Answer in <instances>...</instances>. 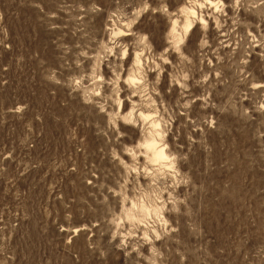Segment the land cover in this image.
Instances as JSON below:
<instances>
[{"label": "rangeland", "instance_id": "rangeland-1", "mask_svg": "<svg viewBox=\"0 0 264 264\" xmlns=\"http://www.w3.org/2000/svg\"><path fill=\"white\" fill-rule=\"evenodd\" d=\"M0 264H264V0H0Z\"/></svg>", "mask_w": 264, "mask_h": 264}, {"label": "bare ground", "instance_id": "bare-ground-1", "mask_svg": "<svg viewBox=\"0 0 264 264\" xmlns=\"http://www.w3.org/2000/svg\"><path fill=\"white\" fill-rule=\"evenodd\" d=\"M214 2V1H213ZM211 4H212V2H211ZM199 5V4H198ZM217 5H219V4H217ZM220 6V5H219ZM224 6H225V4H224ZM223 6V7H224ZM201 7V6H200ZM222 7V8H223ZM218 8V7H217ZM195 8L193 7V8H191V7H188V6H184L183 7V9H182V11L184 12V13H182V14H184L185 15V19H184V21H183V30L185 31V32H189L193 27H194V20H195V18H194V20H192V16H195L196 14H198V12L196 13V9L194 10ZM220 10V9H219ZM222 10H224V9H222ZM199 16V15H198ZM201 16V15H200ZM196 18H197V16H196ZM201 18V17H200ZM204 19L205 18H201V20L199 21V22H201L202 21V23H204L203 21H204ZM218 19V18H217ZM216 19V17H215V20H217ZM196 21V20H195ZM205 21H206V23H207V20L205 19ZM219 21V20H218ZM177 23H179L177 20H174V22H173V24H174V26H173V28H172V30L170 31L171 32V34H173V36H176V34L178 33L177 31L179 30H177V26H176V24ZM198 23V22H197ZM181 24V23H180ZM200 24V23H199ZM203 25V24H202ZM208 25V23L205 25V26H207ZM179 26H181V25H179ZM201 27V26H200ZM203 27V26H202ZM210 27V26H209ZM180 28V27H179ZM201 29V28H200ZM205 28H203V30H204ZM208 29V28H207ZM206 29V30H207ZM205 30V31H206ZM121 32V33H123L124 32V30H117V32ZM180 31V30H179ZM116 32V31H115ZM115 32H113L114 33V35H115ZM181 32V31H180ZM184 33V32H183ZM124 34H126V33H124ZM179 34V33H178ZM188 34V33H187ZM123 35V34H122ZM182 35V34H181ZM172 37V36H171ZM173 38V37H172ZM183 38V37H182ZM256 38V37H255ZM175 43V42H174ZM141 54V53H140ZM140 54H136V56H135V58H134V66L136 67V68H133L132 70H131V73L130 74H128V76H127V81H128V83H130V84H137L139 81H140V79H139V77H138V75H139V73H141V70H143L142 68H143V61H142V58H141V56H140ZM159 66V65H158ZM149 70V69H148ZM137 71L139 72L138 73V75L136 74L137 73ZM143 73V72H142ZM140 76H142V75H140ZM144 78V77H143ZM141 79V80H144V79ZM126 82V81H125ZM143 82V81H142ZM139 84H142V83H139ZM132 109V108H131ZM135 109V108H134ZM142 117V119H145V121H147L148 119H150L151 118V115L150 114H145L144 112H141L140 111V114H139V117ZM140 117V118H141ZM136 118H137V116H136ZM147 118V119H146ZM123 119L124 120H133L134 121V119H135V113H134V110L132 109V110H130L128 113H126V114H124L123 115ZM152 119V118H151ZM150 119V120H151ZM144 121V120H143ZM151 124H152V126H153V129H151L152 130V132L150 133V135L148 136V135H146L147 137H145V139H143V142L141 143V147L143 148V150H144V152H145V154L146 155H144V156H146L147 158H148V160L150 161V162H152V164L153 163H155V164H157V163H159V164H161L162 166H163V164H165V165H167V164H169L170 163V160H171V158L172 157H170L169 158V156H168V153L166 152V148L165 147H161L160 145H159V141H158V137L160 138V136H161V132H160V130H159V128L162 126L161 125V123L159 122V121H157V120H152V122H151ZM154 125H159V127H154ZM163 131V130H162ZM149 132H150V130H149ZM148 132V133H149ZM163 135V134H162ZM164 137V136H163ZM161 139V138H160ZM162 146H164V145H162ZM139 150H141V149H139ZM141 152V151H140ZM134 154H135V152H133ZM141 154V153H140ZM173 156V155H172ZM163 157H167V159H164ZM176 161V160H175ZM172 163V162H171ZM175 163V162H174ZM159 166V165H158ZM161 167V166H160ZM163 168V167H162ZM171 169V168H170ZM142 202V201H141ZM145 202V201H144ZM138 204V203H137ZM136 204V205H137ZM146 204V203H145ZM161 204V203H160ZM154 205V204H153ZM162 205V204H161ZM149 206V205H148ZM163 206V205H162ZM162 206H159V204L158 205H156L155 207H153V208H149V207H147L146 205H142V206H140L139 208H138V206H137V209H136V206L134 205V207H135V209L136 210H138L137 212H130V214H129V217H131V219H133V218H135L136 220L137 219H142L143 218V220H144V217H148V215H149V217L151 218V216L153 215V216H155L157 219H158V217H157V214H156V211H155V209H158V208H163ZM163 210L160 212V217L161 216H163ZM151 215V216H150ZM148 217V218H149ZM165 217H166V215H165ZM148 218H147V220H148ZM163 218H164V216H163ZM130 219V218H129ZM146 219V218H145ZM156 219V220H157ZM146 220V221H147ZM163 220H165V219H163ZM141 221V220H140ZM145 221V220H144ZM158 221H159V219H158ZM142 222V221H141ZM160 222V221H159ZM144 223V222H143ZM168 223V222H167ZM146 224V223H145ZM154 230V229H153ZM155 232V231H154ZM145 234V233H144ZM148 235H149V232L147 233Z\"/></svg>", "mask_w": 264, "mask_h": 264}, {"label": "clouds", "instance_id": "clouds-1", "mask_svg": "<svg viewBox=\"0 0 264 264\" xmlns=\"http://www.w3.org/2000/svg\"><path fill=\"white\" fill-rule=\"evenodd\" d=\"M146 119H147V118H146ZM154 127H159V125H154ZM113 155H115V153H113ZM163 158H164V159H167V157H163ZM176 159H177V158H176L175 156L172 157V160H173V161H175ZM184 183H187V181H184ZM162 210H163V208L155 209L156 214H157V217L160 219L161 224H164L165 221L162 219V217H160V212H161ZM147 238H148V237H147V235H146V236H145V239H147ZM156 239H160L159 234L156 235ZM152 251H153V253L156 252L155 249H153Z\"/></svg>", "mask_w": 264, "mask_h": 264}]
</instances>
